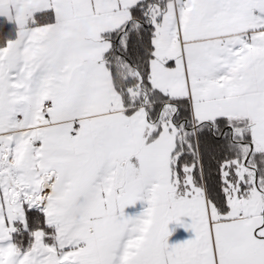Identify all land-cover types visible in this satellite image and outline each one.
Wrapping results in <instances>:
<instances>
[{
	"label": "snow or ice",
	"instance_id": "obj_1",
	"mask_svg": "<svg viewBox=\"0 0 264 264\" xmlns=\"http://www.w3.org/2000/svg\"><path fill=\"white\" fill-rule=\"evenodd\" d=\"M0 264H264V0H0Z\"/></svg>",
	"mask_w": 264,
	"mask_h": 264
},
{
	"label": "crops",
	"instance_id": "obj_2",
	"mask_svg": "<svg viewBox=\"0 0 264 264\" xmlns=\"http://www.w3.org/2000/svg\"><path fill=\"white\" fill-rule=\"evenodd\" d=\"M183 235V233H181V236Z\"/></svg>",
	"mask_w": 264,
	"mask_h": 264
}]
</instances>
